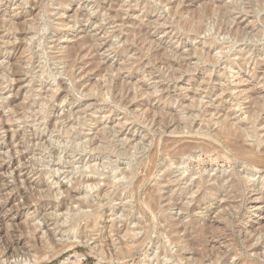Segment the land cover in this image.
I'll use <instances>...</instances> for the list:
<instances>
[{
  "label": "rangeland",
  "instance_id": "374dc122",
  "mask_svg": "<svg viewBox=\"0 0 264 264\" xmlns=\"http://www.w3.org/2000/svg\"><path fill=\"white\" fill-rule=\"evenodd\" d=\"M0 115V264H264V0H0Z\"/></svg>",
  "mask_w": 264,
  "mask_h": 264
},
{
  "label": "bare ground",
  "instance_id": "6f19581e",
  "mask_svg": "<svg viewBox=\"0 0 264 264\" xmlns=\"http://www.w3.org/2000/svg\"><path fill=\"white\" fill-rule=\"evenodd\" d=\"M62 7V6H61ZM206 9V8H205ZM222 9V8H221ZM233 9V8H232ZM207 10V9H206ZM211 10V9H210ZM198 12V11H197ZM208 12V11H207ZM206 12V13H207ZM210 12V11H209ZM60 13V12H59ZM213 13V12H212ZM220 13V12H219ZM62 14V13H61ZM210 14V13H209ZM224 14V13H223ZM193 15V14H192ZM211 16V15H210ZM192 17V16H191ZM202 17V16H201ZM196 20H198V18H195ZM192 20H194V19H192ZM196 24H198L197 22H196ZM213 26V25H212ZM199 27V26H198ZM217 27V26H216ZM35 29V28H34ZM216 30V29H215ZM220 30V29H219ZM68 32V31H67ZM200 32V31H199ZM139 34V33H138ZM43 44V43H42ZM92 44V43H91ZM93 45V44H92ZM40 46V45H39ZM43 47V46H42ZM75 49V48H74ZM208 52V51H207ZM235 54V53H234ZM242 54V53H241ZM45 56V55H44ZM47 59V58H46ZM51 60V59H50ZM72 65V64H71ZM70 65V66H71ZM17 72V71H16ZM42 72V71H41ZM48 72V71H47ZM73 72V71H72ZM40 74V73H39ZM50 74H52V73H50ZM52 76V75H51ZM54 76V75H53ZM56 79V78H55ZM48 80V79H47ZM55 93H53V95H54ZM55 96V95H54ZM59 100H61V99H59ZM13 103H14V101H13ZM44 108V107H43ZM48 109H45V111H44V109L42 110V111H44V112H46ZM251 113V112H250ZM255 113V112H254ZM48 114V113H47ZM252 115H253V113H252ZM1 116V115H0ZM47 120V119H46ZM53 121V120H52ZM55 122V121H54ZM54 124V123H53ZM52 124V125H53ZM51 125V126H52ZM235 129V128H234ZM221 133V132H220ZM220 133H219V135H220ZM241 136V135H240ZM240 136H239V138H240ZM219 137V136H218ZM223 138V137H222ZM50 140H52V139H50ZM75 140H76V138L75 137H72L71 138V142H72V148H78L79 149V151H77V150H75V151H77V153L78 152H83V151H85L86 149H85V147L83 146V144L82 145H78V144H76L75 143ZM225 141V140H224ZM227 142V141H226ZM233 143H234V141H233ZM233 143L231 144V145H233ZM235 144H236V141H235ZM255 144V143H254ZM221 145H223V144H221ZM230 145V144H229ZM239 145V144H238ZM234 146H236L237 147V144L236 145H234ZM41 147H43V146H41ZM186 147V146H185ZM184 147V148H185ZM240 147H242V145L240 144ZM45 148V147H44ZM193 148V147H192ZM238 148H239V146H238ZM243 148V147H242ZM242 148H241V150H242ZM248 149V148H247ZM101 150V149H100ZM185 150H186V148H185ZM72 151V150H71ZM184 151V150H183ZM235 151V150H234ZM233 151V152H234ZM57 152V151H56ZM176 152V151H175ZM231 152V151H230ZM236 152V151H235ZM191 153V152H190ZM229 153V152H228ZM62 154V153H61ZM178 154V153H177ZM241 154V153H240ZM67 155V154H66ZM80 155H83V153L82 154H80ZM181 155V154H180ZM60 156V155H59ZM256 158V157H255ZM258 158V157H257ZM97 159V158H96ZM79 160V159H78ZM81 160V159H80ZM88 160H89V157H88ZM18 161V160H17ZM94 161V160H93ZM130 161V160H129ZM61 162V161H60ZM154 162V161H153ZM155 162H157L156 160H155ZM179 162H183V161H179ZM256 162H258V161H256ZM78 163V162H77ZM82 163V162H81ZM116 165V164H115ZM75 166V165H74ZM254 167V166H253ZM134 168V167H133ZM132 168V169H133ZM258 168V167H257ZM264 168V167H263ZM132 169H131V171H132ZM156 169V168H155ZM51 170V169H50ZM112 172V171H111ZM115 172V171H114ZM136 173V172H135ZM50 174V173H49ZM78 174V173H77ZM154 174V173H153ZM155 174H156V172H155ZM173 174V173H172ZM119 175V174H118ZM136 175V174H135ZM153 176V175H152ZM168 176V175H167ZM166 176V177H167ZM195 177V176H194ZM112 178V177H111ZM124 178V177H123ZM209 178V177H208ZM110 179V178H109ZM171 180V179H170ZM193 180H195V179H193ZM209 180V179H208ZM107 181V180H106ZM163 181H165V180H163ZM80 182V181H79ZM140 182V181H139ZM167 182V181H166ZM175 182V181H174ZM210 182V181H209ZM164 183V182H163ZM125 184V183H124ZM185 185V184H184ZM123 186V185H122ZM138 186H139V183H138ZM194 188V187H193ZM211 188V187H210ZM209 188V189H210ZM120 189V188H119ZM184 189V188H183ZM187 189V188H186ZM192 189V188H191ZM83 190V189H82ZM92 190V189H91ZM127 190V189H126ZM193 190V189H192ZM85 191V190H84ZM170 191V190H169ZM184 192V191H183ZM223 192V191H222ZM170 193V192H169ZM185 194V193H184ZM206 194V193H205ZM177 195V194H176ZM233 195V194H232ZM116 196V195H115ZM113 197V196H112ZM197 198V197H196ZM166 199V198H165ZM178 200V199H177ZM85 201V200H84ZM83 201V202H84ZM144 201V200H143ZM145 201H147V200H145ZM175 201V200H174ZM210 201V200H209ZM154 202V201H153ZM148 204V203H147ZM146 204V205H147ZM180 205V204H179ZM148 206V205H147ZM180 207V206H179ZM150 208V207H149ZM153 210V209H152ZM156 210V209H155ZM110 218V217H109ZM168 220V219H167ZM73 222V221H72ZM205 222V221H204ZM185 225V224H184ZM189 228V227H188ZM74 229V228H73ZM195 244V243H194ZM68 247V246H67ZM72 247H73V245H72ZM193 247H195V246H193ZM193 247H192V249H193ZM195 249V248H194ZM206 251V250H205ZM157 252V251H156ZM148 255V254H147ZM198 255V254H197ZM214 254H212V256H213ZM206 257H208L207 255H206ZM215 258V257H214ZM217 258V257H216ZM195 259H196V257H195ZM148 260V259H147Z\"/></svg>",
  "mask_w": 264,
  "mask_h": 264
}]
</instances>
